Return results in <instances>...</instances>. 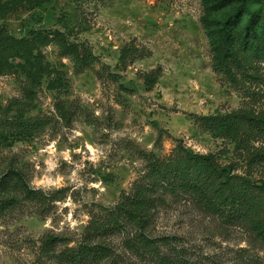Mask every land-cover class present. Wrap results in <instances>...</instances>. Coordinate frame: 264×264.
<instances>
[{
    "label": "rangeland",
    "instance_id": "rangeland-1",
    "mask_svg": "<svg viewBox=\"0 0 264 264\" xmlns=\"http://www.w3.org/2000/svg\"><path fill=\"white\" fill-rule=\"evenodd\" d=\"M249 2L264 40V1ZM232 4L208 19L226 20L241 3ZM242 17L232 39L248 23ZM204 18L205 0H0V36L61 32L94 56L82 68L54 43L36 69L12 59L0 67V178L21 172L48 197L44 206L20 197L0 214V264H160L129 249L137 235L130 227L93 242L107 249L103 257H60L77 253L93 218L107 216L147 174L142 154L164 159L181 146L264 185V60L232 77L217 71ZM128 48L137 52L123 60ZM157 71L149 89L145 76ZM57 78L64 84L53 91ZM231 114L248 130L241 140L216 137L200 121ZM27 121L40 126L19 138ZM166 198L147 235L171 264H264V239L249 223L191 196Z\"/></svg>",
    "mask_w": 264,
    "mask_h": 264
},
{
    "label": "trees",
    "instance_id": "trees-1",
    "mask_svg": "<svg viewBox=\"0 0 264 264\" xmlns=\"http://www.w3.org/2000/svg\"><path fill=\"white\" fill-rule=\"evenodd\" d=\"M234 1L241 4L234 6V13L226 20L218 22L208 19L210 14L223 11ZM250 3L249 0H205L207 18L203 19V24L211 40L215 67L217 71L230 77L235 75V69H245L255 60H264V40L256 30L259 14L252 10ZM243 15L248 17V23L242 25L238 36L232 39L231 32L242 23ZM54 43L64 50L65 55L77 60L82 68L94 59L87 47L71 44L61 32H38L31 38L22 39L0 36V67L12 59L23 60L36 69L45 60L42 48ZM135 52L136 48L125 49L121 58L126 60ZM159 77V71L145 76L149 89L157 85ZM63 84L64 80L57 78L49 86L57 91L62 89ZM200 121L216 137L241 140L240 137L248 133V130H242L243 118L238 114L201 118ZM39 126L40 123L31 124L27 121L23 132L17 133V136L20 138L27 135ZM142 155L149 165L147 174L134 183L129 193L123 194L114 209L107 210V216L93 218L86 229L85 245L77 253L65 250L61 259L79 263L103 257L107 249L94 245L93 242L124 232L130 227L136 230L137 235L133 241L127 242L129 249L148 253L160 264H171L167 256H161L156 246L157 241L147 235L154 213L161 206H166L167 196H191L213 213L249 223L255 233L264 239V185L258 186L239 176H233L230 170L220 165L214 155H199L181 146L172 156L164 159L152 153ZM20 197L40 206H44L48 199L43 192L33 189L21 172L10 171L0 178V214L14 210ZM55 241L56 239H51L46 244L50 245Z\"/></svg>",
    "mask_w": 264,
    "mask_h": 264
}]
</instances>
